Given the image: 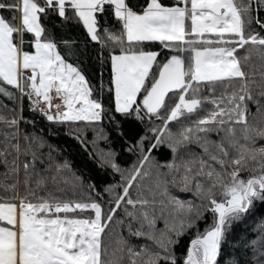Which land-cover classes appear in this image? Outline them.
<instances>
[{"label": "snow or ice", "instance_id": "1", "mask_svg": "<svg viewBox=\"0 0 264 264\" xmlns=\"http://www.w3.org/2000/svg\"><path fill=\"white\" fill-rule=\"evenodd\" d=\"M42 16L82 25L108 80ZM260 209L264 0H0V264H264Z\"/></svg>", "mask_w": 264, "mask_h": 264}, {"label": "trees", "instance_id": "2", "mask_svg": "<svg viewBox=\"0 0 264 264\" xmlns=\"http://www.w3.org/2000/svg\"><path fill=\"white\" fill-rule=\"evenodd\" d=\"M168 2L169 0H165V3ZM112 20H114V17L109 18L110 22ZM41 23L45 28V34L50 37H55L57 41L63 37L64 39L74 40L77 42L79 47L74 50L77 51V55H79L80 52H85V55L80 56V59L83 61V67L86 75L93 82H95L98 74L102 75L105 81L108 80L110 76V67L108 65L101 66L99 60L97 59L96 45L94 43L89 44L85 50L84 41L87 39V36L86 29H84L82 25L77 24L75 21L63 23L59 18L54 16H42ZM160 48L161 46L158 43H150L147 45L148 50H159ZM49 139L62 150V158L67 159L78 174H81L86 179L91 180L92 183H95L98 189H102L105 184L113 182L112 176L108 172L100 170L97 164L94 163L93 159L90 158L88 154V151H91L90 146L88 151L83 150L75 139L65 136L63 131H60V134L57 137H49ZM113 140V150L120 153L119 160L122 166H125L123 162L128 160L129 157L120 151L119 140L115 139L114 136ZM101 147L106 146L101 144ZM254 215L257 218L264 216V209H260L254 213ZM251 223L252 221L249 222V228ZM243 227L244 226L242 225L235 226V236H233V239L241 234ZM187 243V240L182 241L181 248L183 249Z\"/></svg>", "mask_w": 264, "mask_h": 264}]
</instances>
